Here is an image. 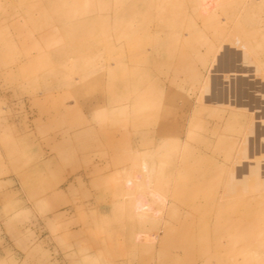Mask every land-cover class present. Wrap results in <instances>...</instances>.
<instances>
[{"label": "rangeland", "instance_id": "374dc122", "mask_svg": "<svg viewBox=\"0 0 264 264\" xmlns=\"http://www.w3.org/2000/svg\"><path fill=\"white\" fill-rule=\"evenodd\" d=\"M0 247L264 264V0H0Z\"/></svg>", "mask_w": 264, "mask_h": 264}, {"label": "bare ground", "instance_id": "6f19581e", "mask_svg": "<svg viewBox=\"0 0 264 264\" xmlns=\"http://www.w3.org/2000/svg\"><path fill=\"white\" fill-rule=\"evenodd\" d=\"M172 13H173V12H172ZM207 14H208V13H207ZM181 21H182V20H181ZM179 22H180V21H179ZM202 26H203V25H202ZM152 42H153V41H152ZM182 44H183V43H182ZM183 45H184V44H183ZM153 48H154V47H153ZM194 49H195V48H194ZM186 50H187V47H186ZM165 51H166V50H165ZM190 51H191V50H190ZM154 52H155V51H154ZM186 52H187V51H186ZM156 53H157V52H156ZM166 53H167V52H166ZM184 53H185V52H184ZM188 53H189V52H188ZM158 54H159V53H158ZM168 54H169V53H168ZM189 54H190V53H189ZM159 55H160V54H159ZM185 55H186V54H185ZM166 56H167V55H166ZM168 56H169V55H168ZM193 56H194V55H193ZM191 57H192V56H191ZM184 58H185V57H184ZM173 60H174V59H173ZM179 60H180V59H179ZM181 61H182V60H181ZM181 61H180V62H181ZM186 62H187V61H186ZM180 66H181V65H180ZM173 68H176V66H175V67L173 66ZM183 69H185V68H183ZM183 69H182V70H183ZM182 70H181V71H182ZM177 71H179V70H177ZM167 118H168V117H167ZM197 136H198V135H197ZM152 137H153V136H152ZM188 154H189V153H188ZM209 163H210V162H209ZM183 165H185V164H183ZM191 168H192V167H191ZM243 187H244V186H243ZM213 204H214V203H213ZM253 206H254V205H253ZM133 224H134V223H133ZM241 224H242V222H241ZM134 225H135V224H134ZM136 225H137V224H136ZM136 225H135L134 227H136ZM167 225H168V224H167ZM167 225H166V226H167ZM250 226H251V225H250ZM138 227H139V226H138ZM164 229H165V228H164ZM137 231H138V230H137ZM122 232H123V231H122ZM138 233H139V232H138ZM139 237H140V236H139ZM160 252H161V251H160ZM161 255H162V254H161Z\"/></svg>", "mask_w": 264, "mask_h": 264}, {"label": "crops", "instance_id": "0c3cea01", "mask_svg": "<svg viewBox=\"0 0 264 264\" xmlns=\"http://www.w3.org/2000/svg\"><path fill=\"white\" fill-rule=\"evenodd\" d=\"M4 259H5V250H3L0 247V264L4 262Z\"/></svg>", "mask_w": 264, "mask_h": 264}]
</instances>
